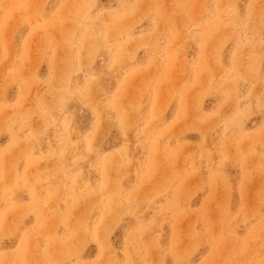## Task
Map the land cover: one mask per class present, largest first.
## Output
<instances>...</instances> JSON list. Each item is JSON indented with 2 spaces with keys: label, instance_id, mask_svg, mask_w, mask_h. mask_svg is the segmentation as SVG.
I'll return each mask as SVG.
<instances>
[{
  "label": "rangeland",
  "instance_id": "obj_1",
  "mask_svg": "<svg viewBox=\"0 0 264 264\" xmlns=\"http://www.w3.org/2000/svg\"><path fill=\"white\" fill-rule=\"evenodd\" d=\"M0 264H264V0H0Z\"/></svg>",
  "mask_w": 264,
  "mask_h": 264
}]
</instances>
